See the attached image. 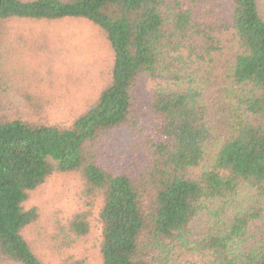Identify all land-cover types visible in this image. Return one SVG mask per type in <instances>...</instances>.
Segmentation results:
<instances>
[{
	"label": "trees",
	"instance_id": "obj_1",
	"mask_svg": "<svg viewBox=\"0 0 264 264\" xmlns=\"http://www.w3.org/2000/svg\"><path fill=\"white\" fill-rule=\"evenodd\" d=\"M65 20L97 27L112 58L69 125L0 83V264H45L25 203L56 173L102 200V264H264V0H0V48L12 23ZM89 230L79 213L62 243Z\"/></svg>",
	"mask_w": 264,
	"mask_h": 264
},
{
	"label": "rangeland",
	"instance_id": "obj_2",
	"mask_svg": "<svg viewBox=\"0 0 264 264\" xmlns=\"http://www.w3.org/2000/svg\"><path fill=\"white\" fill-rule=\"evenodd\" d=\"M8 38L0 48L1 93L34 120L69 125L105 84L112 52L101 31L86 20L12 23ZM101 204V199L85 195L77 174L56 173L30 193L25 207L37 208L39 218L24 236L45 264H102ZM79 213H87L89 233L65 246L64 230ZM194 227L201 229L198 220ZM252 229L264 235L260 222Z\"/></svg>",
	"mask_w": 264,
	"mask_h": 264
}]
</instances>
